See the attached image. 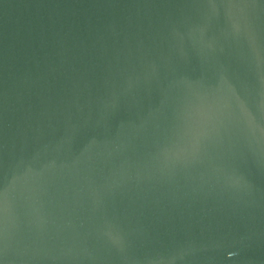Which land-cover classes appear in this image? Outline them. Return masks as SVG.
<instances>
[{"label":"water","instance_id":"water-1","mask_svg":"<svg viewBox=\"0 0 264 264\" xmlns=\"http://www.w3.org/2000/svg\"><path fill=\"white\" fill-rule=\"evenodd\" d=\"M0 264H264V0H0Z\"/></svg>","mask_w":264,"mask_h":264}]
</instances>
